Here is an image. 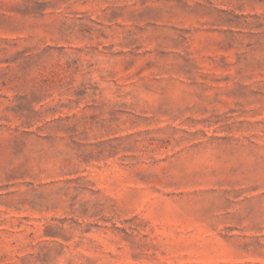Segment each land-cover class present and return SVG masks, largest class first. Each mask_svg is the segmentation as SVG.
I'll return each instance as SVG.
<instances>
[{"label": "rangeland", "instance_id": "obj_1", "mask_svg": "<svg viewBox=\"0 0 264 264\" xmlns=\"http://www.w3.org/2000/svg\"><path fill=\"white\" fill-rule=\"evenodd\" d=\"M0 264H264V0H0Z\"/></svg>", "mask_w": 264, "mask_h": 264}]
</instances>
